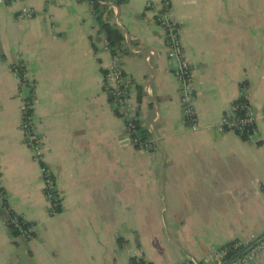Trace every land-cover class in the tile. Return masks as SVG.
<instances>
[{
  "label": "crops",
  "instance_id": "obj_1",
  "mask_svg": "<svg viewBox=\"0 0 264 264\" xmlns=\"http://www.w3.org/2000/svg\"><path fill=\"white\" fill-rule=\"evenodd\" d=\"M115 1H99V12L123 34L116 51L143 148L122 138L92 1L0 0V188L34 224L25 240L0 216V264H131L134 252L152 264L186 255L214 264L220 246L264 232V0H168L193 76L196 129L183 117L159 0ZM24 8L32 14L19 16ZM242 84L253 141L219 128ZM20 92L34 99L41 160L60 196L54 214L24 142ZM245 264H264V250Z\"/></svg>",
  "mask_w": 264,
  "mask_h": 264
},
{
  "label": "built area",
  "instance_id": "obj_2",
  "mask_svg": "<svg viewBox=\"0 0 264 264\" xmlns=\"http://www.w3.org/2000/svg\"><path fill=\"white\" fill-rule=\"evenodd\" d=\"M150 2L147 6H150ZM32 11L29 9H22L19 16H30ZM156 22L164 30L167 54L170 58L177 60V66L174 70L175 77L181 84V97L180 102L183 111V117L186 124L196 129L195 111L193 108V90H192V72L187 58L179 39V29L175 21L169 16V1L159 0L156 10ZM105 47L110 50L111 61L107 66L106 76L110 85L108 87V94L111 101L117 106L120 111V116L124 121L123 124V140L132 146L139 148L147 147V142L143 141L139 136V130L136 123V117L132 110L131 96H132V83L124 75L122 67L119 63V52L112 51L105 40ZM22 64L17 62L13 66V71L19 78V88H28V82L23 73L20 76ZM22 97L20 106L21 115V130L23 132L24 142L29 147L33 154V158L40 163V173L42 181V191L49 202V213L54 214L57 212L55 207L60 205V196L55 190L54 179L50 174L48 167L42 162V142L43 138L37 133L34 127L33 104L34 99L31 95ZM23 95V96H22ZM238 98H242L244 102L236 104L232 102L228 111L222 116L219 128L222 130H232L239 134H244L247 139L253 141L252 136L255 132V116L251 105L249 103L248 95L246 92V85L242 84L239 90ZM242 110L243 113L239 114L238 111ZM5 195L3 190H0V205L2 204ZM15 212V211H14ZM18 213L14 215L7 214L2 217L6 226L11 225L17 232V236L29 240L34 235V224L26 221ZM264 250V232L258 236H251V241L243 242L241 240H233L227 244L220 246L213 254L214 264H245L253 258L256 252ZM131 264H152L138 253H133ZM182 264H201L192 256L186 255Z\"/></svg>",
  "mask_w": 264,
  "mask_h": 264
},
{
  "label": "trees",
  "instance_id": "obj_3",
  "mask_svg": "<svg viewBox=\"0 0 264 264\" xmlns=\"http://www.w3.org/2000/svg\"><path fill=\"white\" fill-rule=\"evenodd\" d=\"M89 1H92L91 5H92V8H93L95 15H96L95 18H96L100 28L103 30L109 46L112 48V51H116L117 50L116 47H120L121 42L123 41L122 32L115 25H112V24H110L107 21H104L102 19V12L101 13L99 12V1H101V0H89ZM122 1H124V0H116L115 2L120 3ZM20 73H21L20 76H22L23 75L22 69L20 70ZM242 102H244V100L242 98H238L235 100L236 104H240ZM238 113L242 114L243 111L239 110ZM140 131H141L142 135L146 134L143 130H140ZM242 135H244V134H242ZM0 190H2V189L0 188ZM55 209L57 210V212H59L60 211V205L55 207ZM14 213H15L14 210L11 209V207L8 204V202L6 201V199H3L2 204L0 205V216L4 217L7 214L14 215ZM7 228L11 231V233L14 236L17 235L16 230L11 225H8Z\"/></svg>",
  "mask_w": 264,
  "mask_h": 264
},
{
  "label": "rangeland",
  "instance_id": "obj_4",
  "mask_svg": "<svg viewBox=\"0 0 264 264\" xmlns=\"http://www.w3.org/2000/svg\"><path fill=\"white\" fill-rule=\"evenodd\" d=\"M24 93H26V91H24Z\"/></svg>",
  "mask_w": 264,
  "mask_h": 264
}]
</instances>
